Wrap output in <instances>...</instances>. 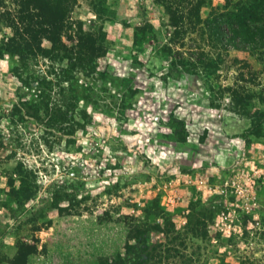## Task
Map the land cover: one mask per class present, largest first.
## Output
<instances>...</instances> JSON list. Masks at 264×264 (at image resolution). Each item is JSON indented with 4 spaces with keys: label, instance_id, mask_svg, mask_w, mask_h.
Masks as SVG:
<instances>
[{
    "label": "rangeland",
    "instance_id": "374dc122",
    "mask_svg": "<svg viewBox=\"0 0 264 264\" xmlns=\"http://www.w3.org/2000/svg\"><path fill=\"white\" fill-rule=\"evenodd\" d=\"M70 15L86 70L0 56V264H264V49L171 42L161 0Z\"/></svg>",
    "mask_w": 264,
    "mask_h": 264
},
{
    "label": "trees",
    "instance_id": "16d2710c",
    "mask_svg": "<svg viewBox=\"0 0 264 264\" xmlns=\"http://www.w3.org/2000/svg\"><path fill=\"white\" fill-rule=\"evenodd\" d=\"M161 2L173 27L171 42L180 39L184 47L185 36L200 29L202 34H208L210 41L226 50L264 49V0H226L223 9L212 7L206 18L201 9L211 4V0ZM71 7L72 0H0V32L4 28L11 30L0 39V56L9 54L21 62L40 55L67 60L68 65L61 69V81H66L68 72L75 67L86 70V59L94 60L104 50L95 35L72 19ZM72 40L71 45L68 41ZM45 41L50 46L46 47ZM16 73L25 84H32L24 78L21 68H16Z\"/></svg>",
    "mask_w": 264,
    "mask_h": 264
}]
</instances>
